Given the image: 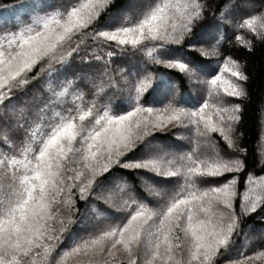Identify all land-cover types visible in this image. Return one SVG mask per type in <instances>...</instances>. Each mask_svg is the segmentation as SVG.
<instances>
[{
	"label": "snow or ice",
	"instance_id": "snow-or-ice-1",
	"mask_svg": "<svg viewBox=\"0 0 264 264\" xmlns=\"http://www.w3.org/2000/svg\"><path fill=\"white\" fill-rule=\"evenodd\" d=\"M129 7L138 9L136 18L125 15L127 22L117 23ZM207 7L208 0H141L119 7L113 0H67L18 30L0 29V264H69L81 257L86 258L81 264H218L215 257L239 250L248 238L250 228L240 236L241 217L259 213L258 219L264 220V175L250 172L245 191L237 190L239 174L246 168L241 156L246 150L238 147L235 133L242 107L220 103L221 92L246 98L243 82L248 77L227 58L217 71L207 61L183 54L185 44L188 52L199 51V58L215 54L222 22L229 15L247 16L236 27L264 39V0L259 9L244 0H221L216 5L219 15L214 10L205 19ZM105 45L122 51L127 48L121 46L130 45L134 52L148 48V62L163 64L189 84L206 86L207 96L191 109L178 106L176 80L170 77V86L152 103L145 94L153 88V77L146 73L134 91L129 82L128 104H118L115 111L105 106L101 112L83 103L56 110L52 98L86 87L98 67L91 61L102 59L98 52ZM170 45H179L180 53ZM225 72L235 80L225 79ZM37 96L46 98L38 110L40 123H29L26 117ZM169 125L191 126L201 137L216 133L236 155L188 154L173 166L164 151L172 145L160 143L154 154L137 152L140 145H152L153 133ZM20 136L23 140L17 143ZM120 169L141 170L137 176L149 195H160L153 188L156 177H163L165 185L172 183L169 177H183V182L158 207L130 193L117 204L97 189L120 184L125 179ZM77 194L86 205L93 194L109 205H95L93 211L97 217L104 214L102 218L77 215ZM110 208L119 210L118 220ZM257 243L264 247V229ZM58 248L62 254L56 259ZM105 254L111 261L103 259ZM239 255L235 264L264 261V251Z\"/></svg>",
	"mask_w": 264,
	"mask_h": 264
},
{
	"label": "trees",
	"instance_id": "trees-1",
	"mask_svg": "<svg viewBox=\"0 0 264 264\" xmlns=\"http://www.w3.org/2000/svg\"><path fill=\"white\" fill-rule=\"evenodd\" d=\"M139 0H113V4L117 7L121 5H127L130 2L137 3ZM221 0H208V7L206 8L205 19L212 16L214 10L219 15L220 10L216 9V5ZM237 3H241V0H236ZM248 5L254 6L256 9L260 7V0H244ZM61 0H0V29H15L18 30L23 23H30L34 16L44 15L46 11L54 10L55 6L61 4ZM225 9L224 11H229ZM138 9H134L129 20L136 18ZM251 14H256L255 12ZM230 17L223 21V29L217 36L219 43L216 45L215 54L204 56L199 58V51L194 53L188 52L187 45L185 44L183 54L189 57H196L197 59H203L207 61L217 71L219 66L228 59L229 63L235 61L239 65L241 71L248 77L247 81L243 82L245 85L246 98H236L226 96L223 92L220 93V103L225 106L232 104H240L242 107V121L235 129V133L238 136V147L245 149L246 151L241 154L246 163V168L239 174V181L237 184V190L241 193L245 191L244 181L248 179V174L251 172L253 176L264 175V163L261 160L264 159V39L258 37L256 33L247 28H237L236 25L241 23L243 19L248 18L245 15H229ZM125 20H119L117 23H126ZM204 21L199 22L202 24ZM115 26V25H114ZM227 30L226 32L224 30ZM3 33L0 32V36ZM240 39L237 40L236 37ZM226 37V38H225ZM91 43V41H89ZM216 43L215 41L213 42ZM127 48V51H122L115 46L108 48L104 47V51L98 52V55L102 56L101 60L93 59L91 63L98 65L97 69L90 74V81H86V87H74L67 95H61L59 98L53 97L54 107L56 110L61 108L74 107L83 103L85 107L89 104H94L96 109L103 111L107 106L110 111H115L118 104L124 103L127 106L129 98V82L131 88L134 91L135 85L142 79L146 73H151L153 77V88L146 93V96L150 94V102L157 103L162 97V90L169 87V78L175 77L174 93L178 106L191 109L194 104L203 102V99L207 96L206 86L199 82H193L189 84L186 78L181 74L169 73L168 69L163 64H155L148 62V48L141 49L139 52H134L131 46H121V48ZM172 50L176 53H180L179 45H170ZM208 47H211L209 45ZM108 51H112L113 56L107 55ZM76 63H80L79 60ZM222 76L228 80H235V77H231L229 73H222ZM157 78H160L159 80ZM205 80L207 76L203 77ZM76 85L80 84V81L76 79ZM82 96V100L80 97ZM46 102V98L37 96L33 101L35 105L30 109L29 115L26 117L29 123L35 121L36 124L40 123L38 110L43 107ZM51 107L48 111V116H51ZM227 115V114H226ZM156 139L151 145H140L137 152L140 154H146L148 152L155 153L156 149L160 147V143L165 145H172L173 148H165L164 151L168 152L169 158L173 159V166L179 162L180 156H187L192 154L200 158L213 157L216 154L224 155V153H231L236 155L229 149L223 139L216 133H211L208 136L201 137L196 134L195 130L191 126H174L164 132L153 133ZM4 137L0 135V142ZM23 140V136L17 138V143ZM149 140H152L150 137ZM163 155V152L160 153ZM137 171L132 170L125 172L120 169L118 172L125 176V179L120 184L113 183L105 186L104 188H98V192H102L104 196L111 200H114L117 204H122L127 200L129 193L147 204L149 207H158L161 199H167L169 194H172L178 189L179 185L183 182V177H169L172 180L171 184H163V177H156L154 179L153 188L160 195H149L147 190L143 186V181L137 176ZM147 175H155V173H147ZM3 169L0 168V188L3 187ZM126 184V187L123 185ZM200 188H205L207 185H199ZM74 199L80 213H86L93 219L102 218L97 217L93 211L95 205L101 207H109L102 200H97L96 195L93 194L88 198L91 203H86L79 199L77 194ZM235 210L240 212V200L234 201ZM110 211L117 214V220L121 214L118 209L110 208ZM259 213L241 217V233L240 236L244 237V230L251 229L248 232V237L252 233L257 232L258 235H253V239L246 240V245L250 242L249 250H244L243 255L248 257L254 255L257 251H264V247H260L257 243L259 233L264 229V220L258 219ZM116 222V221H113ZM182 237V234H180ZM244 240L242 246L245 245ZM64 247H67L65 245ZM242 248V247H241ZM240 248V249H241ZM233 249L232 251L224 252L223 255L215 257L214 260L218 264H231L234 260L239 261L241 256L240 251ZM56 259H59L62 254L61 249L54 250ZM105 256V255H104ZM107 261H111L112 258H104ZM86 258H71L69 264H81V261ZM255 264H264V261L258 259L254 261ZM55 264V260H53Z\"/></svg>",
	"mask_w": 264,
	"mask_h": 264
},
{
	"label": "rangeland",
	"instance_id": "rangeland-1",
	"mask_svg": "<svg viewBox=\"0 0 264 264\" xmlns=\"http://www.w3.org/2000/svg\"><path fill=\"white\" fill-rule=\"evenodd\" d=\"M60 1V0H59ZM61 2L63 3V2H67V0H61ZM141 2V0H139L137 3H135V4H139ZM134 9H136V7H129V8H126L125 9V13L124 14H122L121 15V18H120V20H125L124 19V16L125 15H127L128 16V18L132 15V13H133V11H134ZM230 16H228V18H229ZM109 43H111V42H109ZM130 46V45H129ZM172 127H174L173 125H169L168 127H167V129L166 130H168V129H170V128H172ZM164 132V131H163ZM256 233V235H258V233L257 232H255ZM255 233H252V235H250L248 238H247V240H250L251 238L253 239V235H255ZM245 241L246 240H244V243H245ZM250 245H252L253 246V244L250 242L249 244H247L246 245V243H245V245L244 246H242V248L240 249V251H244V250H249V248H251V246ZM239 252V251H238ZM248 253H247V256L246 257H248ZM104 258H111V257H109V256H107L106 254H105V256H104ZM256 260H258V259H255V260H253V262H252V264H255L254 263V261H256ZM231 264H235V261L233 260L232 262H231Z\"/></svg>",
	"mask_w": 264,
	"mask_h": 264
}]
</instances>
